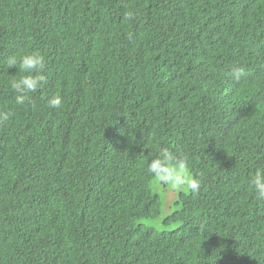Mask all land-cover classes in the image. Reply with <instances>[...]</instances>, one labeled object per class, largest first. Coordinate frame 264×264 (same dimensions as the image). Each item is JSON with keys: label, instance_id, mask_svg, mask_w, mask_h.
<instances>
[{"label": "trees", "instance_id": "16d2710c", "mask_svg": "<svg viewBox=\"0 0 264 264\" xmlns=\"http://www.w3.org/2000/svg\"><path fill=\"white\" fill-rule=\"evenodd\" d=\"M0 109V264H264V0H0ZM161 147L201 187L157 230Z\"/></svg>", "mask_w": 264, "mask_h": 264}, {"label": "clouds", "instance_id": "9594fccd", "mask_svg": "<svg viewBox=\"0 0 264 264\" xmlns=\"http://www.w3.org/2000/svg\"><path fill=\"white\" fill-rule=\"evenodd\" d=\"M131 17V13L127 14ZM131 39V35H129ZM9 68L18 67V72L22 73L18 79H12L9 86L14 95L16 105H25L31 101V94L41 90L47 82V76L44 72L46 61L44 55L38 50L24 54L17 61L15 56L8 59ZM243 74V69H237L234 73L236 78ZM47 104L52 108H60L63 104L62 95L57 92L55 95L47 98ZM11 111L0 109V123L8 121L12 117ZM149 174L155 178L170 185L172 189L190 190L192 193H198L201 187V181L194 179L188 171V160L186 156H181L171 151L168 147H161L157 154L150 158L147 165ZM250 186L254 190L257 199L264 200V166H257L251 176Z\"/></svg>", "mask_w": 264, "mask_h": 264}, {"label": "rangeland", "instance_id": "374dc122", "mask_svg": "<svg viewBox=\"0 0 264 264\" xmlns=\"http://www.w3.org/2000/svg\"><path fill=\"white\" fill-rule=\"evenodd\" d=\"M151 188L158 194L161 200L160 215L155 219L142 220L144 224L154 227L157 230L170 229L174 227L175 222L165 224L163 219L175 209L180 207V202L176 200L178 191L183 189H172L170 185H165L160 181H153Z\"/></svg>", "mask_w": 264, "mask_h": 264}]
</instances>
